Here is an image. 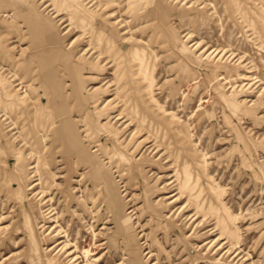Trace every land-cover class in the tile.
I'll return each instance as SVG.
<instances>
[{
  "label": "rangeland",
  "instance_id": "obj_1",
  "mask_svg": "<svg viewBox=\"0 0 264 264\" xmlns=\"http://www.w3.org/2000/svg\"><path fill=\"white\" fill-rule=\"evenodd\" d=\"M0 264H264V0H0Z\"/></svg>",
  "mask_w": 264,
  "mask_h": 264
}]
</instances>
